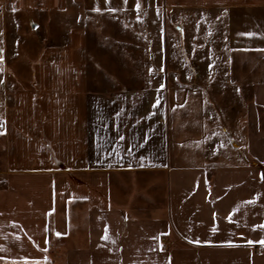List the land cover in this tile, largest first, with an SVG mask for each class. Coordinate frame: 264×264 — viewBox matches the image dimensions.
I'll return each mask as SVG.
<instances>
[{"label": "crops", "instance_id": "1", "mask_svg": "<svg viewBox=\"0 0 264 264\" xmlns=\"http://www.w3.org/2000/svg\"><path fill=\"white\" fill-rule=\"evenodd\" d=\"M165 2L255 27L264 14V0ZM137 3L163 0H58ZM93 42L90 25L71 28L40 53L36 85L0 101V264H264V82L239 144L217 149L179 124L161 80L132 89L126 66L122 85L100 79L114 73Z\"/></svg>", "mask_w": 264, "mask_h": 264}, {"label": "rangeland", "instance_id": "2", "mask_svg": "<svg viewBox=\"0 0 264 264\" xmlns=\"http://www.w3.org/2000/svg\"><path fill=\"white\" fill-rule=\"evenodd\" d=\"M46 1L0 0V101L6 97L9 103L15 91L33 88L40 53L63 45L71 28L86 24L94 36L93 52L104 56L102 66L114 73L100 79L122 85L121 66L131 70L125 82L132 89L150 87L157 78L181 126L204 128L217 149L224 141L230 147L239 144L253 87L264 82L262 12L254 18L255 27L244 13L203 4L163 0L139 9L137 4H111L115 11L93 4L99 6L96 11L91 4L61 10L58 0ZM158 67L160 75L149 69Z\"/></svg>", "mask_w": 264, "mask_h": 264}, {"label": "snow or ice", "instance_id": "3", "mask_svg": "<svg viewBox=\"0 0 264 264\" xmlns=\"http://www.w3.org/2000/svg\"><path fill=\"white\" fill-rule=\"evenodd\" d=\"M136 7H137V9H139L140 8V4L137 3ZM95 10L96 11H99L100 9L99 8H96ZM110 10L115 11V9H110ZM248 35H252V34L251 33H248ZM161 87H163V85H161ZM156 103L159 104V101H157ZM120 138L123 139V137H120ZM57 235H59V233H57Z\"/></svg>", "mask_w": 264, "mask_h": 264}, {"label": "water", "instance_id": "4", "mask_svg": "<svg viewBox=\"0 0 264 264\" xmlns=\"http://www.w3.org/2000/svg\"><path fill=\"white\" fill-rule=\"evenodd\" d=\"M33 27H35V26H33ZM2 58V55H1V53H0V59Z\"/></svg>", "mask_w": 264, "mask_h": 264}]
</instances>
